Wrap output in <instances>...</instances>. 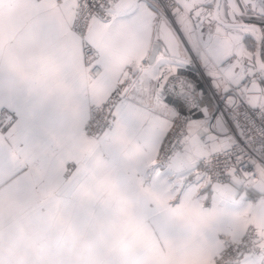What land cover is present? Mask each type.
<instances>
[{"label":"snow or ice","instance_id":"snow-or-ice-1","mask_svg":"<svg viewBox=\"0 0 264 264\" xmlns=\"http://www.w3.org/2000/svg\"><path fill=\"white\" fill-rule=\"evenodd\" d=\"M21 6L33 22L7 37V63L0 27V168L19 181L7 195L50 185L86 232L109 212L75 196L81 159L62 165L47 135L70 90L84 150L123 188L106 264H264V0Z\"/></svg>","mask_w":264,"mask_h":264},{"label":"crops","instance_id":"crops-1","mask_svg":"<svg viewBox=\"0 0 264 264\" xmlns=\"http://www.w3.org/2000/svg\"><path fill=\"white\" fill-rule=\"evenodd\" d=\"M5 4L0 13V27L6 37L2 59L7 63V37L27 29L33 21L21 6L22 0H5ZM22 83L29 94L38 90L47 92L42 81L37 83L28 79ZM57 95L65 118L48 129V138L62 153V165L64 160L81 159L83 179L75 185V196L81 201L95 202L109 212L93 221V231L86 232L66 218L69 197L41 183H33L21 195H7L8 186L19 181L8 170L0 168V191L5 194L0 199V264H17L19 258H23L25 264H37L35 246L38 244L45 245L48 251L39 264H77V257L79 264H106L101 248L110 246L111 237L117 230L112 213L119 214L123 188L110 178L103 158L84 150L85 142L92 137L78 133V106L72 92L62 90ZM0 98L10 102L6 94ZM85 157L87 164L83 162ZM13 162L26 171L29 168L34 172L38 170V165L24 154L13 153Z\"/></svg>","mask_w":264,"mask_h":264},{"label":"clouds","instance_id":"clouds-1","mask_svg":"<svg viewBox=\"0 0 264 264\" xmlns=\"http://www.w3.org/2000/svg\"><path fill=\"white\" fill-rule=\"evenodd\" d=\"M130 210V205H129V209ZM121 212V208H118V213ZM35 251H36V254H37V258H38V262L37 264H39V261H42L48 254V251H47V248L45 245H41V244H38L35 246ZM17 264H25V261L23 258H19L17 260ZM77 264H79V257H77Z\"/></svg>","mask_w":264,"mask_h":264},{"label":"built area","instance_id":"built-area-1","mask_svg":"<svg viewBox=\"0 0 264 264\" xmlns=\"http://www.w3.org/2000/svg\"><path fill=\"white\" fill-rule=\"evenodd\" d=\"M7 113L5 112L4 113V115H3V117H2V119H3V123H4V125L6 126L7 125ZM88 137H92L91 135H89ZM93 138V137H92Z\"/></svg>","mask_w":264,"mask_h":264}]
</instances>
